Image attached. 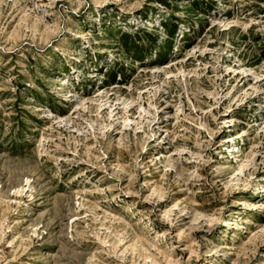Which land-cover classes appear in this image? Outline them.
I'll return each instance as SVG.
<instances>
[{
  "label": "rangeland",
  "instance_id": "374dc122",
  "mask_svg": "<svg viewBox=\"0 0 264 264\" xmlns=\"http://www.w3.org/2000/svg\"><path fill=\"white\" fill-rule=\"evenodd\" d=\"M0 264H264V0H0Z\"/></svg>",
  "mask_w": 264,
  "mask_h": 264
},
{
  "label": "trees",
  "instance_id": "16d2710c",
  "mask_svg": "<svg viewBox=\"0 0 264 264\" xmlns=\"http://www.w3.org/2000/svg\"><path fill=\"white\" fill-rule=\"evenodd\" d=\"M193 4L196 5V4H197V1H194ZM174 27H175V26H174ZM168 31H169L170 36L173 37L174 34H175V31H176V28L169 29ZM123 36H127V33H124ZM132 44H133V43H132ZM116 75H117V72H112V73H110V74H109V80H108V82H113V81H115V79H116Z\"/></svg>",
  "mask_w": 264,
  "mask_h": 264
},
{
  "label": "bare ground",
  "instance_id": "6f19581e",
  "mask_svg": "<svg viewBox=\"0 0 264 264\" xmlns=\"http://www.w3.org/2000/svg\"><path fill=\"white\" fill-rule=\"evenodd\" d=\"M225 122L226 123H228V122H232V120L231 119H229V117H227V118H225ZM224 138H226L223 142H222V144H225V143H228V142H230L231 140H234V138H233V135H230V136H226V137H224ZM26 181H28V178L26 179ZM36 182H37V180H35ZM18 184H19V182H18ZM19 186H20V184H19ZM22 187H23V185H22ZM4 193V192H3ZM167 233V232H166Z\"/></svg>",
  "mask_w": 264,
  "mask_h": 264
}]
</instances>
